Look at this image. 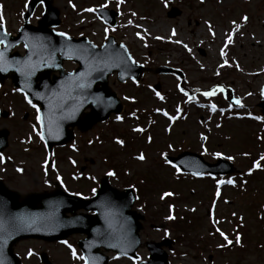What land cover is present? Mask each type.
<instances>
[{"label":"rangeland","instance_id":"374dc122","mask_svg":"<svg viewBox=\"0 0 264 264\" xmlns=\"http://www.w3.org/2000/svg\"><path fill=\"white\" fill-rule=\"evenodd\" d=\"M26 2L0 0V15L8 32H15L21 24ZM53 5L59 12L61 31L86 35L97 43L113 34L129 45L136 60L153 68L168 65L181 70L183 79L147 74L144 80L150 87L143 90L140 86V94L136 87H117L120 93H135L138 99L165 102L160 111L179 116L169 119L154 112L150 119L130 123L124 115L120 121L87 130L69 145L48 152L36 132L33 111L37 107L5 82L0 85V112L8 113L0 114V128L7 127L10 135L8 148L0 153L4 183L26 194L50 190L54 182L61 184L67 174L77 173L79 182L69 178L68 186L74 194L84 195L94 189L89 188L91 181L112 173L113 167L117 173L110 175L111 183L119 188L135 181L139 186L149 228L144 236L168 235L180 240L175 251L188 256L177 255L173 264H264V117L257 108L264 101V0H53ZM101 6L118 12L113 29L94 11H87ZM171 7L180 10L179 14L168 16ZM41 11L36 6L32 23ZM64 67L73 65L66 62ZM154 84L160 85L159 96L151 90ZM206 92L214 94L206 96ZM118 131L125 136L123 146L114 137ZM201 137L204 144L199 143ZM184 149L197 151L208 161L217 156L230 160L234 171L222 177L190 179L167 167L164 160V155ZM141 155L144 159L138 161ZM164 189L179 199L171 195L166 199ZM184 218L194 226L177 233L179 226L188 228L187 223H177ZM221 232L233 243L228 244ZM78 238L72 234L61 242L22 240L13 249L21 264H42L38 258L42 252L50 264H83ZM208 254L210 263L204 261ZM109 259L110 264H129L110 253Z\"/></svg>","mask_w":264,"mask_h":264},{"label":"water","instance_id":"95a60500","mask_svg":"<svg viewBox=\"0 0 264 264\" xmlns=\"http://www.w3.org/2000/svg\"><path fill=\"white\" fill-rule=\"evenodd\" d=\"M43 2L44 12L42 17L33 26L28 17L34 6ZM179 10L172 8L168 16L179 14ZM97 14L106 23L114 25L116 12L107 9L97 10ZM23 24L16 35L5 32L0 28V39L4 40L0 46V83L5 78H10L12 84L23 91L25 96L34 102H41L43 108L50 110L62 104L82 107L91 106V111L86 115L88 121H76L81 128L86 129L99 117L98 107L93 102H100L101 93L104 99L115 97L106 83L109 73L116 72L119 80L132 78L137 80L140 76L142 65L131 58L127 47L123 43H116L109 35L107 40L98 47L86 37L71 38L66 34L54 31L51 26L59 24L58 10L52 5L51 0H30L26 11L22 14ZM22 43L24 55L11 50L15 45ZM63 59H71L78 63L73 71L64 73L61 67ZM58 70L59 76L49 79V72ZM158 73H174L181 76L178 70L167 66H159ZM106 102V101H104ZM264 114V101L259 103ZM53 134L58 137L59 144L72 138L71 131L61 132L59 129ZM41 134L48 143L51 130L48 124H43ZM7 132L0 130V150L5 146ZM180 166L184 171L210 173H226L231 171V163L218 159L216 163L204 162L201 156L183 152L176 157L167 158ZM103 182L97 194L90 199H82L64 193L60 189L44 193H31L18 200V194L6 189L0 182V264H20L13 253L12 246L20 239L36 238L46 241L63 240L72 233H85L86 237L78 241L85 264H107V257L100 250L117 251L119 254H128L138 245V218L140 215L130 212L129 224L126 217L128 211L118 210L117 203L124 197L129 208L133 193L130 188L120 193ZM119 197H115V196ZM120 198V199H118ZM80 208L93 209L95 214L75 213ZM70 212L71 215H67ZM126 213V214H125ZM129 227V233L124 227ZM130 244L126 246L125 237ZM154 252L153 244H147ZM152 252V254H153ZM151 254V260L141 264H165V258ZM42 259L46 261L45 254Z\"/></svg>","mask_w":264,"mask_h":264},{"label":"flooded vegetation","instance_id":"af4514ba","mask_svg":"<svg viewBox=\"0 0 264 264\" xmlns=\"http://www.w3.org/2000/svg\"><path fill=\"white\" fill-rule=\"evenodd\" d=\"M149 74V73H145L141 80L138 82V83H132V82H126V83H123V84H118L114 81V77L113 76H110L109 77V82L112 83L113 87L117 88V87H122L123 85H126L125 87L127 86H131V87H136L137 90H136V93L137 94H140V90H139V87L141 86V89L143 90H146V84H145V76ZM118 89H117V91ZM125 95H121L120 93L118 94L120 96V99H121V103H122V110L121 112L118 114V115H114V114H110L108 119L105 120V121H101L97 124H95L94 126L91 127L90 130H93V129H97L101 126L104 127V125L106 124H109V123H112L114 120H117V116L124 118V115L129 117L128 121L130 123H139L141 122L143 119H147V118H151L152 116V113L154 112H158L159 114H161L162 111L161 110V107H163L164 103L165 102H162V101H159L158 99H155L154 101H152L151 99H138V97H136V95H134L135 93H130L129 94H126V93H123ZM127 98V99H126ZM153 105L154 106H159L160 108L154 110L153 108ZM115 122V121H114ZM120 131H123L122 129ZM120 131H118V133H113L114 134V137H117V138H120L123 142V139L125 138V136H122V133H120ZM73 132H75L76 134L79 133L76 128H74ZM128 132V131H127ZM78 135V134H77ZM124 144V142H123ZM84 178V176L82 177ZM85 179V178H84ZM68 180L70 179H66L65 181V184L67 186V188L72 191V192H75V190L73 189H70L69 186H68ZM88 180V179H86ZM72 181V179L70 180ZM73 181L76 183V182H79V178L77 179H73ZM81 181V180H80ZM90 181V180H88ZM91 185H89V188L91 187H96L98 186L99 184V181H91ZM88 188V189H89ZM94 189H92L91 191H87L83 196H91L94 192H93ZM93 192V193H92ZM137 199V197H136ZM134 200V203H133V208L137 209L143 216V221H142V229H141V237L144 241L146 240H151V241H154L156 243H162L163 242V239L164 238H167V236H159L158 238H155V237H148V236H144V234L149 231V228L146 226V220H147V216H146V212L144 211V208L146 207L145 204L141 203L140 204V198H138V200ZM152 227H154L155 225H151ZM156 228V226H155ZM177 239L175 238H171L170 239V243L168 244V246H161V249L164 250L165 252V255H166V258H168V261H169V264H173V260H174V257H176L177 255H182V256H188V253L186 254H181L179 252H176L175 251V243H176ZM144 250V255L142 257V259H147L148 255H149V251L148 249L145 247V246H141V248H139V253ZM199 256V255H198ZM208 259V260H207ZM129 261H131L130 259H127ZM204 261H207V263H210L211 262V254H208L205 258ZM198 264H204V263H198Z\"/></svg>","mask_w":264,"mask_h":264},{"label":"snow or ice","instance_id":"6c2138e0","mask_svg":"<svg viewBox=\"0 0 264 264\" xmlns=\"http://www.w3.org/2000/svg\"><path fill=\"white\" fill-rule=\"evenodd\" d=\"M103 7V6H102ZM95 9H91V8H89V9H87V11H94ZM133 15H135L134 13H133ZM243 19L244 20H247V17H243ZM3 23H4V17H3V15H0V28H2L3 27ZM129 23H131V21H129ZM211 30V29H210ZM106 31H107V29H106ZM174 34V33H173ZM59 35H61V36H64L65 34L64 33H59ZM137 35H139V33H137ZM142 38V37H141ZM157 39H159V37H157ZM229 40H231V36H229V38H228ZM2 43H4V40L3 39H0V44H2ZM177 43H179V41H177ZM185 47H187L186 45H185ZM223 54V53H222ZM2 56H3V53H0V58H2ZM3 70H5L4 68H2V67H0V71H3ZM181 91H183V89H181ZM214 94V92H206V93H204V95H213ZM185 95H187V93L185 92ZM157 96H159V93H157ZM127 99V98H126ZM29 103H31V101H29ZM33 107H35V105H33ZM213 109H215V106H213ZM165 115H167V113H165ZM121 119V117H119V116H117V120H120ZM169 119H175V117H169ZM37 120H40V117H39V115L37 116ZM137 131H142V129H136ZM39 135H41V139H43V135L42 134H39ZM117 143H123L122 141H117ZM216 155H219V153H217ZM138 159H144V157L141 155V156H139L138 157ZM229 159H231V157H229ZM261 159L262 160H264V157H261ZM3 160H4V157L2 156V155H0V162H3ZM259 165H255L254 164V167H258ZM17 171H20V169H17ZM251 171V170H250ZM109 175H112V173L110 172V173H108ZM218 183H223V181H218ZM228 183L229 184H231V183H233V181L232 180H229L228 181ZM171 195V193H164V196H170ZM217 195H219V193H217ZM168 219H172V217L171 216H169L168 217ZM217 231H219V230H217ZM220 235L221 236H224V239L227 241V243L228 244H232L233 243V241L232 240H229L228 239V237L227 236H225V234L223 233V232H221L220 233ZM235 242L238 244V243H240V236H239V234H237V236H236V240H235ZM73 254H75V253H73Z\"/></svg>","mask_w":264,"mask_h":264}]
</instances>
